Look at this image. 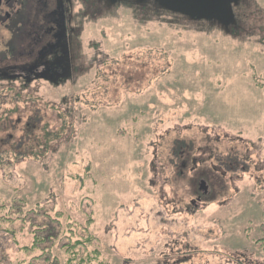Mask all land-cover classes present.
<instances>
[{
	"label": "rangeland",
	"instance_id": "obj_1",
	"mask_svg": "<svg viewBox=\"0 0 264 264\" xmlns=\"http://www.w3.org/2000/svg\"><path fill=\"white\" fill-rule=\"evenodd\" d=\"M233 12L117 2L82 23L81 74L0 77V264H264V0Z\"/></svg>",
	"mask_w": 264,
	"mask_h": 264
},
{
	"label": "flooded vegetation",
	"instance_id": "obj_2",
	"mask_svg": "<svg viewBox=\"0 0 264 264\" xmlns=\"http://www.w3.org/2000/svg\"><path fill=\"white\" fill-rule=\"evenodd\" d=\"M77 1L81 4L80 13L74 15V0H0V64L7 62L0 65V77L24 82L71 80L72 76L82 73L81 68L86 70L81 64L78 37L88 13L97 15L122 1L132 3L140 11L152 5L158 7L154 0H117L114 5L110 0ZM238 29L236 19L235 26L223 30L230 33ZM185 162H181L182 168ZM198 191H195L196 201L206 200L211 194V189L202 194Z\"/></svg>",
	"mask_w": 264,
	"mask_h": 264
},
{
	"label": "water",
	"instance_id": "obj_3",
	"mask_svg": "<svg viewBox=\"0 0 264 264\" xmlns=\"http://www.w3.org/2000/svg\"><path fill=\"white\" fill-rule=\"evenodd\" d=\"M139 1V0H138ZM157 6L169 13L185 17L191 22L205 21L215 24L221 29H228L236 25L233 7L240 0H154ZM117 0H110L114 5ZM198 190L207 193L209 188L205 181H200Z\"/></svg>",
	"mask_w": 264,
	"mask_h": 264
},
{
	"label": "trees",
	"instance_id": "obj_4",
	"mask_svg": "<svg viewBox=\"0 0 264 264\" xmlns=\"http://www.w3.org/2000/svg\"><path fill=\"white\" fill-rule=\"evenodd\" d=\"M0 162H1V160H0ZM235 162V161H234ZM39 210V213H40V211H41V209H38ZM39 213L37 212L36 213V215H39ZM47 219H49L50 220V218H49V216H47ZM31 226H32V228H33V233L35 234V236H34V239L36 240V242L38 241V242H42L43 243V241H47V242H51L52 240H53V238L54 237H56V233L54 234L53 232H54V227H53V225L52 226H49L48 224H46L45 222L43 223V224H35V222H34V219H32L31 220ZM50 222L52 223V224H54L51 220H50ZM91 240H92V238H90L89 236H88V234L84 237V238H82L81 240H77V241H75L73 244H69L68 246H67V249L69 250L70 249V251H73L74 249H75V247L76 246H78V245H82V246H85V244L86 243H89V242H91ZM51 244V243H50ZM49 248H50V245L49 246H47V247H45L44 249L46 250V249H48L47 251H44L45 252V254L47 253V255H49L50 253H49ZM69 252V251H68ZM185 256H188L187 255V253H185ZM189 257V256H188ZM191 258V257H190ZM96 259V256H93V257H90V256H86L84 259H79V261H78V263L77 264H82V263H88V262H90V261H93V260H95ZM187 259H189V258H187ZM75 259H68V264H73V261H74Z\"/></svg>",
	"mask_w": 264,
	"mask_h": 264
}]
</instances>
